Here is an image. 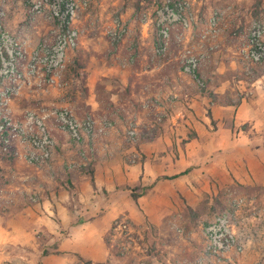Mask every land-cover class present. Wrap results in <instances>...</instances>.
Here are the masks:
<instances>
[{
  "label": "crops",
  "instance_id": "0c3cea01",
  "mask_svg": "<svg viewBox=\"0 0 264 264\" xmlns=\"http://www.w3.org/2000/svg\"><path fill=\"white\" fill-rule=\"evenodd\" d=\"M196 1L202 18L208 21L226 0ZM228 3L233 5L230 21L239 24L243 33L253 21L264 23V0ZM152 32L149 24L142 27L144 37L153 36ZM238 50L226 40L202 50L209 55L208 64L201 69L208 93L193 96L191 79L177 76L179 65L175 63L161 65L162 73L157 71L152 78L122 77L121 85L129 91L122 96L112 92L107 104L97 96L93 84L91 91L95 94L88 101L89 109L118 125L105 135L94 132L87 136L89 162L80 168L75 166L85 163L81 153L67 143L68 132L56 125L59 143L54 159L36 167L41 170L27 184L29 188H41L42 200L34 203L14 193L9 200L0 201V264H9L7 249L16 248L26 251L19 256L29 264H115L117 257L109 245V234L116 218L128 216L143 227L165 226L183 206V198L194 206L218 185L264 184V74L247 79L241 60L234 56ZM137 87L142 94L153 89L160 105L168 103L170 114L166 125L155 128L149 137L144 136L145 128H138L141 138L133 144L126 141L128 128L123 121L131 120ZM176 90H181V98L183 94L188 97L187 92L192 95L185 101L189 107L184 121H177ZM239 92L241 98H236ZM211 95L221 102L213 101ZM212 121L217 127L214 131L210 130ZM246 123L252 136L243 134ZM187 132H195V136L184 146L179 135ZM134 153L140 156L135 161L129 158ZM18 161L23 159H13L14 164ZM0 165L15 170L7 162L0 161ZM27 185L16 188L29 193ZM128 185L148 188L136 199ZM46 249L49 251L45 253Z\"/></svg>",
  "mask_w": 264,
  "mask_h": 264
},
{
  "label": "rangeland",
  "instance_id": "374dc122",
  "mask_svg": "<svg viewBox=\"0 0 264 264\" xmlns=\"http://www.w3.org/2000/svg\"><path fill=\"white\" fill-rule=\"evenodd\" d=\"M42 1L44 9L36 12L32 10L33 0H7L5 26L12 36L7 45L16 50L21 48L25 54L18 61L19 78L14 82L6 80L0 85V91L5 94L10 86H17L14 94L9 95L7 106L18 121L26 120L31 115L34 119L48 115L45 121L56 141L52 159L59 143L54 129L56 125L62 129L56 120V111L69 108L80 120L93 117L97 121L94 135H105L113 126L118 125L110 117L102 114L96 116L89 109L88 101L91 94H95L91 91L93 84H96L97 96L107 104L112 92L122 96L124 92L129 91L122 87V77L152 78L155 72L162 73L161 65L175 63L179 65L177 76L184 75L191 79L194 85L193 96L197 93H208L201 69L208 64L209 55L204 54L202 50L207 45H218L223 40L239 47V52L234 56L241 60L247 79L264 74V64L253 63L245 57L248 31L243 33L239 24L230 21L233 5H230L228 0L220 10L213 12L208 21L202 18L197 1L188 0L193 17L191 25L186 28L180 23L173 26L165 50L160 47L163 42L157 18L167 0H80L86 2V5L72 23L77 32V44L68 48L63 68L49 71L44 60H41L37 70H31V66L39 57L44 59L61 32L58 19L50 17L52 0ZM214 16L219 18L217 33H214L211 27ZM145 24L153 27V36H143L142 27ZM187 49H193L196 54L203 55L199 78L183 70L181 59ZM145 68L149 71H145ZM108 83H111L109 90L106 87ZM180 91L176 90L178 95L175 100L178 102L175 110L179 115L177 121H184L185 109L189 107L188 104L185 105V101H189L192 95L187 92L188 97L183 94L181 98ZM212 97L213 101L221 102ZM236 98H241L240 92ZM134 100L136 103L134 110H131V120L127 123L123 121V124L128 128L126 141L136 144L141 138L138 128H145L144 136L149 137L155 128L166 125L170 110L167 108L168 103L160 105L153 89L142 94L140 87H137ZM208 109L211 114L210 108ZM212 122L210 130L214 131L217 127L216 123ZM248 128V123L243 125L246 132L243 134L247 137L252 136ZM88 135L80 140L68 135L67 143L79 150L85 162L76 164L75 167L88 165V144L85 140ZM179 136L185 146L195 136V132ZM135 153L129 157L133 161L140 158ZM13 159L15 158L0 153V161L15 167L13 171L0 165V201L9 200V195L14 193H21L28 201L39 203L42 200L41 188H29L27 184L32 175L41 170L36 167H42V164L30 163L24 157L23 161L14 164ZM25 185L28 186L29 193L16 188ZM199 199L197 204L192 206L183 198V206H179V212L172 215L165 226L148 224L143 227L128 216L116 218L109 234V245L113 255L117 257L115 264H264V184L235 182L218 185L216 190L211 188ZM219 217H223L224 223L218 234L223 232L230 238V246L226 250L215 251L209 227L218 223ZM121 220L128 222V228L124 231L114 229L116 221ZM48 251L49 249H46L45 252ZM7 252L11 256V260H7L9 264H29L28 259L19 256L27 254L21 248L7 249ZM76 264L112 263L78 261Z\"/></svg>",
  "mask_w": 264,
  "mask_h": 264
},
{
  "label": "built area",
  "instance_id": "2783aa9c",
  "mask_svg": "<svg viewBox=\"0 0 264 264\" xmlns=\"http://www.w3.org/2000/svg\"><path fill=\"white\" fill-rule=\"evenodd\" d=\"M33 11L41 12L43 7L42 0H33ZM7 0H0V85L6 80L11 82L19 78L18 61L23 58L25 51L10 48L7 43L12 37L5 26L7 16ZM86 5L80 0H52L51 18H57L61 26V32L56 43L47 54L39 57L31 70H37V65L44 60L46 68L51 71L64 66L65 56L68 48L77 44V32L72 27V23L78 12ZM191 5L188 0H167L164 7L159 11L157 25L160 29L162 38L161 50H165L170 39L171 29L180 23L183 27H189L192 21ZM218 16L212 19V29L214 33L218 32L216 28ZM245 57L256 64H264V23L254 21L248 30L246 47L244 48ZM203 55L196 54L193 49H187L182 55L183 70L195 78L201 67ZM53 80V77H52ZM200 82V79H198ZM202 84V83H201ZM1 88V86H0ZM13 85L8 88L5 94L0 91V153L12 158L24 157L28 162L43 164L53 158L56 141L50 128L46 124V117L34 116L27 117L26 120L18 121L14 118L11 108L7 106L10 96L17 90ZM8 95V96H7ZM55 117L59 125L65 129L72 138L82 139L85 135L95 132L96 120L93 117H87L80 120L72 109L64 108L55 112ZM35 123L37 125L35 126ZM218 223L209 227V233L212 238L214 250L227 249L230 246V238L222 232L224 223L223 217H219ZM128 228L127 220L116 221L115 228L124 231Z\"/></svg>",
  "mask_w": 264,
  "mask_h": 264
},
{
  "label": "trees",
  "instance_id": "16d2710c",
  "mask_svg": "<svg viewBox=\"0 0 264 264\" xmlns=\"http://www.w3.org/2000/svg\"><path fill=\"white\" fill-rule=\"evenodd\" d=\"M127 189H130L131 192H132V195L137 199L139 196H141L142 194H144V192L146 191V189L148 187H145V186H141V185H138V186H127L126 187ZM46 253V252H45Z\"/></svg>",
  "mask_w": 264,
  "mask_h": 264
}]
</instances>
